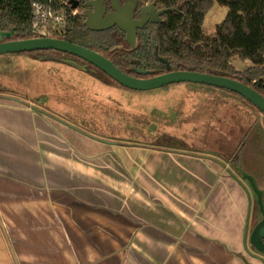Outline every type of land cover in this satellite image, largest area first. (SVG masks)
Returning a JSON list of instances; mask_svg holds the SVG:
<instances>
[{"label": "crops", "instance_id": "0c3cea01", "mask_svg": "<svg viewBox=\"0 0 264 264\" xmlns=\"http://www.w3.org/2000/svg\"><path fill=\"white\" fill-rule=\"evenodd\" d=\"M84 113L75 107L47 111L0 94V264H103L104 248L122 264L120 231L114 229L122 211L115 200L122 195L121 179L114 177L122 170L136 180L144 172L141 192L128 184L132 189L124 197L134 203L127 214L140 222L133 226L135 237L142 234L146 248L155 231L190 243L211 264L244 263L250 191L226 162L116 141L101 125L85 122ZM141 155L149 158L146 168H121ZM245 159L240 167L252 175L248 169L257 167ZM166 209L175 218H166ZM94 237L102 248L89 244ZM169 245H150L152 255L164 257L160 264L189 252Z\"/></svg>", "mask_w": 264, "mask_h": 264}, {"label": "rangeland", "instance_id": "374dc122", "mask_svg": "<svg viewBox=\"0 0 264 264\" xmlns=\"http://www.w3.org/2000/svg\"><path fill=\"white\" fill-rule=\"evenodd\" d=\"M227 11L226 7L217 3L212 5L203 19L202 30L206 37L215 32ZM79 13L78 9L77 14ZM43 58L46 59L47 55H0V94L4 96L8 93V96L23 98L47 111L56 112L58 109L70 113L74 107L75 110L85 111L86 117H81L85 122L101 125L102 128L99 129L111 133L114 136L111 138L116 141L132 142L140 147L174 154L183 151L209 159L220 158L233 170V176L241 179L235 165L229 162L240 150V166L243 158V168L246 167L247 158L252 166L257 167V170L248 169L249 172H253L257 186H264V117L248 102L213 87L190 83L148 91H133L104 84L83 69L68 64L67 61H45ZM230 63L238 71L251 66L248 60L242 61L237 57H233ZM109 87L115 90H108ZM95 115L101 119H93ZM91 127L97 130L96 127ZM136 162L135 164L126 160L121 162L120 166L122 169H143L148 166L149 158L142 159L141 155L136 158ZM114 178L121 179L122 187L120 199L115 198L123 207L119 218L120 224L115 223L114 226L115 231L116 229L120 231L122 264H160L164 257L155 252L152 255L150 251L155 246L164 247L167 243L170 247L189 250L184 255L182 253L175 255L172 258L173 264H198L199 260H205L210 264L213 262L209 261L207 256L199 255V249H195L196 247L190 243L179 241L178 244L155 231L149 235L153 239L146 242L153 247L146 248L142 234L135 237L134 227L139 228L140 222H135L133 217L127 214V210H132L134 203L124 197L128 196L132 189L128 184L136 185L137 190L141 192L144 172L137 176V180L123 170L119 177ZM241 181L248 185L246 181L242 179ZM249 191L251 201L250 217L247 222L248 236L253 226L261 219L255 196L250 188ZM166 210L170 211L166 218H175V214L171 215V210ZM138 213L140 214L139 210ZM89 225L94 231L97 230L93 227L95 224ZM108 227H112V224ZM143 230L146 234L150 232L146 228ZM110 231L113 229L110 228ZM109 240L111 239L106 241ZM245 241L246 248L252 253L250 245L247 244V237ZM89 244L94 248L96 246L102 248L103 241L94 237L89 239ZM104 250L103 264H117L112 258L114 256L110 255V250L105 248ZM243 262L256 264L247 257L243 258Z\"/></svg>", "mask_w": 264, "mask_h": 264}, {"label": "trees", "instance_id": "16d2710c", "mask_svg": "<svg viewBox=\"0 0 264 264\" xmlns=\"http://www.w3.org/2000/svg\"><path fill=\"white\" fill-rule=\"evenodd\" d=\"M48 1L0 0V31L11 34V37L4 41L34 38L35 35L30 29L32 5ZM76 1L82 3L85 0ZM118 1L124 4L127 0ZM136 1L137 8L153 3L157 10L169 8L177 10L164 13L160 17V23H148L138 29L136 45L133 49L126 42L125 34L116 26L104 31L88 30L81 8L76 16L67 15L61 34L51 37L94 51L132 77L149 78L168 71L222 75L251 87L264 97V0ZM214 3L226 7L228 11L224 20L217 25L215 32L206 37L202 30L203 19ZM52 4L54 8L59 7L57 1H52ZM136 15L138 16V12ZM20 54L47 55L46 59H42L45 61H72L80 65L88 75H92L104 84L123 88L101 70L67 53L38 50ZM233 57L242 61L248 60L251 66L238 71L230 63ZM161 59L167 61L169 70L160 61ZM219 90L246 101L236 93L225 89ZM261 114L264 117L262 112ZM239 154L240 150L233 160H230L236 169L240 166Z\"/></svg>", "mask_w": 264, "mask_h": 264}, {"label": "water", "instance_id": "95a60500", "mask_svg": "<svg viewBox=\"0 0 264 264\" xmlns=\"http://www.w3.org/2000/svg\"><path fill=\"white\" fill-rule=\"evenodd\" d=\"M105 1L91 0L83 5L84 8H92L91 11L86 10L83 15L86 28L91 31H104L116 26L125 34V40L131 49L136 45L138 29L143 28L148 22L160 23V17L164 13L177 10L175 8L157 10L154 4L150 3L139 7V19H135L136 0H128L124 5H121L118 0H109L112 12L107 14H105ZM71 3L72 8L77 9L78 2L71 0ZM10 37V33L0 31V55L55 50L84 60L101 70L120 86L129 90L148 91L182 83L205 85L236 93L264 114V97L251 87L222 75H211L194 71H168L149 78H136L123 73L110 60L100 54L63 39L41 36L24 40L4 41ZM160 61L167 70L170 69L167 61L162 59ZM67 63L82 69L80 65L72 61H67ZM237 171L240 173L241 179L248 183L250 190L255 196L256 205L261 215V219L250 231L248 241L258 253L264 255V190L259 189L254 177L243 171L240 166ZM262 263L264 264V261Z\"/></svg>", "mask_w": 264, "mask_h": 264}, {"label": "built area", "instance_id": "2783aa9c", "mask_svg": "<svg viewBox=\"0 0 264 264\" xmlns=\"http://www.w3.org/2000/svg\"><path fill=\"white\" fill-rule=\"evenodd\" d=\"M52 1H57L59 7L54 8ZM77 10L72 8L71 0H49L47 3H34L31 9V32L35 37L59 35L64 30L67 15L74 17Z\"/></svg>", "mask_w": 264, "mask_h": 264}, {"label": "flooded vegetation", "instance_id": "af4514ba", "mask_svg": "<svg viewBox=\"0 0 264 264\" xmlns=\"http://www.w3.org/2000/svg\"><path fill=\"white\" fill-rule=\"evenodd\" d=\"M89 1H91V0H85L84 2H82V3H79L78 1V7H77V9H79V8H81L82 9V13H83V15H84V12L86 11V10H89V11H91L92 10V8H84L83 7V5L85 4V3H87V2H89ZM128 1V0H127ZM126 1V2H127ZM119 2V1H118ZM125 2V3H126ZM124 3V4H125ZM104 4L106 5V11H105V14H107V13H110V12H112V9H111V7H110V2H109V0H106L105 2H104ZM124 4H121V5H124ZM138 7V6H137ZM138 9L139 8H137L136 10H135V12H134V18L135 19H139V12H138ZM80 10V9H79ZM136 12H138V16L136 15ZM149 23V22H148ZM147 23V24H148ZM146 24V25H147ZM255 226V225H254ZM253 226V227H254ZM252 230V229H251ZM250 231V230H249ZM246 237H247V244H249L250 245V243H249V241H248V235H247V233H246V231H245V235H244V249H245V251L247 252V257L249 258V259H251L252 261H255L256 262V264H263L262 262L264 261V255H262V254H260V253H258L256 250H255V248L252 246V245H250V251L252 252V253H250L249 252V250L246 248Z\"/></svg>", "mask_w": 264, "mask_h": 264}]
</instances>
